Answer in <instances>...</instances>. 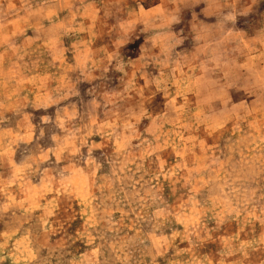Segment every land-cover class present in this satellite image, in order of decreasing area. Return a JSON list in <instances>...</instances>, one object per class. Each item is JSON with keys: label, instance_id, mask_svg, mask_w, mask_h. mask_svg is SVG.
<instances>
[{"label": "clouds", "instance_id": "1", "mask_svg": "<svg viewBox=\"0 0 264 264\" xmlns=\"http://www.w3.org/2000/svg\"><path fill=\"white\" fill-rule=\"evenodd\" d=\"M0 264H264V0H0Z\"/></svg>", "mask_w": 264, "mask_h": 264}]
</instances>
